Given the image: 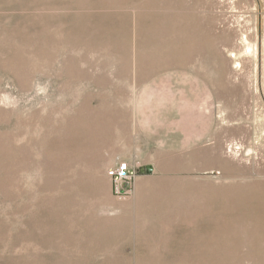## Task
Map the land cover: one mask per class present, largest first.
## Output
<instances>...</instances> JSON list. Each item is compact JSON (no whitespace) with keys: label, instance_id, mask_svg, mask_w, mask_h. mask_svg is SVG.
Returning a JSON list of instances; mask_svg holds the SVG:
<instances>
[{"label":"rangeland","instance_id":"1","mask_svg":"<svg viewBox=\"0 0 264 264\" xmlns=\"http://www.w3.org/2000/svg\"><path fill=\"white\" fill-rule=\"evenodd\" d=\"M0 264H264V0H0Z\"/></svg>","mask_w":264,"mask_h":264},{"label":"built area","instance_id":"2","mask_svg":"<svg viewBox=\"0 0 264 264\" xmlns=\"http://www.w3.org/2000/svg\"><path fill=\"white\" fill-rule=\"evenodd\" d=\"M110 176L115 178L117 181H124L129 178V174L125 167H120L115 172H111Z\"/></svg>","mask_w":264,"mask_h":264},{"label":"water","instance_id":"3","mask_svg":"<svg viewBox=\"0 0 264 264\" xmlns=\"http://www.w3.org/2000/svg\"><path fill=\"white\" fill-rule=\"evenodd\" d=\"M153 172V168L151 166H147L146 168H142L140 170L141 174L147 173V174H151Z\"/></svg>","mask_w":264,"mask_h":264}]
</instances>
